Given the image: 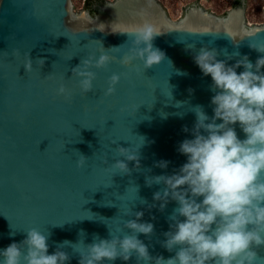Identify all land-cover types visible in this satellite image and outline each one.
<instances>
[{"label": "water", "instance_id": "1", "mask_svg": "<svg viewBox=\"0 0 264 264\" xmlns=\"http://www.w3.org/2000/svg\"><path fill=\"white\" fill-rule=\"evenodd\" d=\"M74 3L0 0V249L36 228L49 236V253L69 241L59 245L70 257L66 264H79L78 252L92 242L93 234L110 238L109 232L122 236L129 231L123 221L135 218L131 209L143 211L141 220L154 225L150 237L139 234L150 255L168 258L175 249L169 252L162 246L163 233L170 230L168 217L177 205L169 200L160 210L152 197L164 185L149 187L145 179L172 174L186 162L177 149L192 138V107L202 105L213 115L212 80L201 73L193 55L208 47L228 65L244 55L255 63L264 52L249 45L264 48V24L243 30L241 6L224 20L193 7L175 23L154 0L104 2L95 22L86 14L76 16ZM145 25L161 31L153 45L165 59L147 69L139 60L122 65L133 31ZM102 52L112 59L106 67L93 69V89L82 95L71 69L89 54L95 58ZM28 58L32 68L26 71ZM37 58L45 60L43 66ZM113 72L126 75L105 96ZM61 83L70 90L69 99L57 95ZM234 127L244 139L239 125ZM114 141L138 149L139 169L128 161L131 171L122 175L109 166L115 158L124 159L115 152ZM80 153L88 159L77 167ZM161 160L169 162L167 168L156 166ZM153 203L156 207L150 208ZM255 251L257 264H264V245ZM105 264L137 260L132 256Z\"/></svg>", "mask_w": 264, "mask_h": 264}, {"label": "clouds", "instance_id": "2", "mask_svg": "<svg viewBox=\"0 0 264 264\" xmlns=\"http://www.w3.org/2000/svg\"><path fill=\"white\" fill-rule=\"evenodd\" d=\"M160 33L151 25L136 28L131 35V46L120 63L128 65L139 60L144 69L159 64L165 53L154 47L153 40ZM249 46L264 52V48ZM218 54L215 48L201 47L193 55L201 73L211 77L213 115L209 117L202 105L191 108L196 117L192 138L181 141L177 149L186 156V162L172 174L145 179L149 187L153 183L164 185L152 197L160 202V210L169 200L176 202L168 217L170 230L163 233L166 239L162 241L169 252L175 249L174 255L168 258L150 255L149 246L139 234L150 237L154 225L141 220L143 211L130 209V216L135 218L123 221V229L129 231L122 236L109 232L110 238L93 234L92 242L84 243V251L78 252L79 264H105L117 258L128 261L132 256L137 264L141 261L144 264H257L260 258L255 248L264 245V72H261L264 56L253 63L244 55L228 65L225 60L217 59ZM111 59L105 52L95 58L89 54L71 69L82 95L93 89L96 78L93 69L106 67ZM36 62L43 66L45 60L37 58ZM239 67L243 71L237 73ZM24 68L26 71L32 68L29 58ZM123 75L126 74L113 72L107 78L105 96L116 91ZM56 91L65 99L70 98V90L63 83ZM237 124L245 133L244 139L237 136L234 127ZM183 131H189L187 126ZM113 143L115 152L124 159L115 158L109 166L122 175L131 171L128 161H134L139 169L138 149L133 151L116 141ZM87 159L80 153L77 167L83 166ZM103 163H108L106 158ZM168 163L161 160L156 166L167 168ZM48 239L36 228L28 229L22 241H13L0 249V264H66L70 257L59 245L70 242H62L49 253Z\"/></svg>", "mask_w": 264, "mask_h": 264}, {"label": "rangeland", "instance_id": "3", "mask_svg": "<svg viewBox=\"0 0 264 264\" xmlns=\"http://www.w3.org/2000/svg\"><path fill=\"white\" fill-rule=\"evenodd\" d=\"M116 0H75V15L86 14L98 22V9L102 3H113ZM172 22H182L190 8L197 7L201 12L212 15L215 19L224 20L229 12L242 7L240 26L243 30L264 24V0H154Z\"/></svg>", "mask_w": 264, "mask_h": 264}, {"label": "trees", "instance_id": "4", "mask_svg": "<svg viewBox=\"0 0 264 264\" xmlns=\"http://www.w3.org/2000/svg\"><path fill=\"white\" fill-rule=\"evenodd\" d=\"M89 1V0H88Z\"/></svg>", "mask_w": 264, "mask_h": 264}]
</instances>
